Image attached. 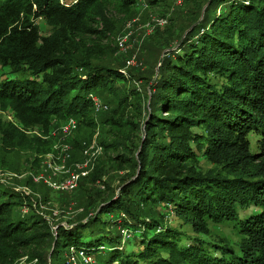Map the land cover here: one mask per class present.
Here are the masks:
<instances>
[{
  "label": "trees",
  "instance_id": "1",
  "mask_svg": "<svg viewBox=\"0 0 264 264\" xmlns=\"http://www.w3.org/2000/svg\"><path fill=\"white\" fill-rule=\"evenodd\" d=\"M173 1L0 0V109L16 121L0 129L7 152L25 148L27 133L47 131L54 119H74L77 130L94 126V116L110 110L95 112L96 93L112 98L103 124L116 137L126 126L141 133L139 145L115 159L133 174L120 178L116 195L97 196L93 216H79L71 230L56 227L54 247L51 227L27 196L0 191V264H67L59 251L67 246L91 257L104 252L101 244L75 246L81 233L72 232L115 212L133 236L110 239L117 252L110 264H264V0H184L192 7L187 33L177 50L156 58L150 96L127 90L134 76L108 60L115 16ZM38 21L51 34L42 36ZM130 109L131 122H120ZM201 162L221 172H199ZM22 206L31 212L22 215ZM213 228L229 229L239 243L213 240Z\"/></svg>",
  "mask_w": 264,
  "mask_h": 264
},
{
  "label": "rangeland",
  "instance_id": "2",
  "mask_svg": "<svg viewBox=\"0 0 264 264\" xmlns=\"http://www.w3.org/2000/svg\"><path fill=\"white\" fill-rule=\"evenodd\" d=\"M181 1L174 0L169 5H160L158 7L141 5L135 7L128 16H115L117 21H115V31L110 43L111 57L108 60L124 74L126 73L128 77L129 74L134 76V80L131 82L132 85L126 84L125 88L127 90L134 87L136 90L141 89L142 93L146 91L148 97L150 96L148 85H150L151 81H146L149 78L153 79L152 72L157 62L156 58L160 59L169 50H177L178 44L182 40L180 37H184L183 34L187 33L185 30L186 26L189 25V18H187L186 13L192 7L190 2L186 4L184 0ZM160 21L162 22L160 23ZM37 23L42 36L51 34V29L43 21H38ZM129 24H132V38L126 45L127 50L125 53L120 54L117 49L118 47H116V40L120 34L127 30ZM168 45L170 48L163 51ZM121 55L126 56V58L135 57L136 66L133 68L126 67L123 64ZM142 86H145L143 87L144 89H142ZM122 95L123 92L120 90L118 96L121 97ZM93 96L97 97L110 110L102 116H94L96 124L92 127L79 125L78 130L76 129L70 139H67L66 144L69 147L68 154L70 155L67 167L82 166L85 163L88 158L82 155L83 150L93 140L97 143V147H101V151L90 159L89 165L82 169L88 172V177H81L75 190L62 191L50 189L43 179H39L44 174L48 155L50 153L55 155L60 154V148L65 142L59 139L58 134L67 120L60 121L54 119L47 131L39 128L32 130L27 133L26 137L28 141L25 148H16L10 152L5 150L2 135L0 134V191L15 194V196H19L20 194L27 196V200L36 209L35 211L43 214L44 219L51 227L53 235L51 247L55 245L56 227L63 226L66 230H71L78 225L76 219L79 216L85 213L88 216H93L98 212L96 206L97 196L100 193L103 194L106 190L109 192L115 191L116 195L119 189L120 178L133 174L127 167H118L115 159L122 152L126 153V148L134 149L135 146H138L139 141L137 140V136L141 133H138L136 130L132 131L130 126H126L124 135L120 138L116 137V131L110 126V123L103 124L106 118H111L112 116L111 112L114 109L113 105L110 104L112 98H108L105 101L104 97L97 93ZM147 100L149 102V98ZM106 102L109 105L105 104ZM131 104H133L136 110H140V105L137 101L131 100ZM143 104L142 102V106ZM133 116H135V113L133 109H130L126 117L122 119L116 117V120L121 119L120 122L129 124ZM9 123L16 125L13 113L10 110L0 109V129L7 127ZM143 139L144 136H142V141ZM87 162L89 161L87 160ZM196 168L204 174L210 173L214 175L217 172H221L219 167L206 162H201L199 165H196ZM89 174L91 175L89 176ZM46 175L51 174L47 172ZM61 176V174H58V176L53 178L59 183L62 181ZM110 196H107V202H110L108 200ZM90 203L92 204L91 206L88 205ZM164 211L168 216L166 218L167 224H170L175 219L172 208L168 206ZM30 212L31 209L29 207H21L20 213L22 215ZM36 218L32 217L30 221H34ZM110 218H112L111 221L115 220L114 222L117 224L116 228L111 227L112 222ZM121 218H125V216L120 212L103 213L100 215L99 221L93 222L94 224L92 223L87 227L75 229L72 232L75 233L77 231L81 233V238L75 246H92L94 248H97L100 244L105 246L104 252L95 251L91 254L93 260L89 264H110L113 261V257L117 254V252L108 249L111 246L110 239H113L118 234H123L124 239L133 236L130 228L121 226ZM91 228L93 229L92 234H90ZM185 230L191 233L190 229L187 228ZM127 234L129 235L128 237ZM209 236L213 240L223 238L231 244L239 243L238 236L229 229H210ZM69 247L59 248L61 258H65L67 264H85L79 256L69 250ZM130 247V243H127L126 250ZM25 262L26 258H23L17 264H27Z\"/></svg>",
  "mask_w": 264,
  "mask_h": 264
},
{
  "label": "built area",
  "instance_id": "3",
  "mask_svg": "<svg viewBox=\"0 0 264 264\" xmlns=\"http://www.w3.org/2000/svg\"><path fill=\"white\" fill-rule=\"evenodd\" d=\"M159 22V21H158ZM157 22V23H158ZM162 21H160L161 23ZM132 24L127 26V30L120 34L116 40L118 52L120 54L125 53L127 50V43L130 42L132 38L131 32ZM126 67H135L136 60L135 57H129L125 61ZM91 100L93 103L94 110L97 114L107 111L108 107L104 105L97 97L91 95ZM77 129V122L74 119H69L66 121V124L61 127L59 130L58 137L60 140L65 142L62 144L60 148V154L55 155L50 153L46 159L44 174L39 177V179H43L44 183L50 189L62 190V191H72L75 190L78 184V181L81 177L87 176L88 172L82 170L87 167L90 163V159L95 156L97 153L101 151V147H97V143L93 140L91 144H89L84 150L82 155L85 158H88L82 166L76 165L72 167H67V163L70 160L69 147L66 144L67 139H70L71 135ZM49 172L51 175H46ZM61 174L62 181L57 183L53 177ZM129 235L127 234V237ZM73 253L79 256L85 264H89L92 262L93 258L86 254L83 251L73 250Z\"/></svg>",
  "mask_w": 264,
  "mask_h": 264
}]
</instances>
